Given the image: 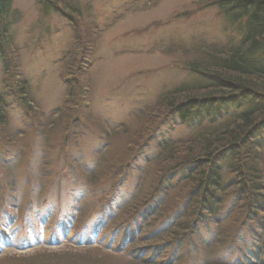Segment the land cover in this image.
Here are the masks:
<instances>
[{"label": "rangeland", "instance_id": "obj_1", "mask_svg": "<svg viewBox=\"0 0 264 264\" xmlns=\"http://www.w3.org/2000/svg\"><path fill=\"white\" fill-rule=\"evenodd\" d=\"M221 1L12 0L0 23V264H136L108 248L106 235L150 201L172 163L169 149L150 160L162 141L180 139L182 158L201 147L202 134L155 108L163 94L207 82L189 59L245 37L246 18L235 19L238 10ZM26 80L29 94L21 95ZM250 103L227 101L222 109L229 117ZM261 155L264 172V149ZM135 192L143 201L133 205ZM244 201L219 226L220 242L193 244L179 263L238 261L239 250L225 245L252 228H240ZM231 211L228 200L220 213ZM242 243L251 240L236 248Z\"/></svg>", "mask_w": 264, "mask_h": 264}, {"label": "trees", "instance_id": "obj_2", "mask_svg": "<svg viewBox=\"0 0 264 264\" xmlns=\"http://www.w3.org/2000/svg\"><path fill=\"white\" fill-rule=\"evenodd\" d=\"M11 2L0 0L2 25ZM220 3L238 10L235 19L246 18L245 37L229 48L209 47L203 49L201 56L189 59L187 65L207 82L195 87L181 85L163 94L155 108L156 113L167 111L173 120L182 121L202 134L203 139L198 143L202 148L198 146L193 154L182 158L179 157L182 150H176L180 139L162 141L161 154L150 160H160L169 149L172 163L164 170L157 188L148 198L150 201L136 205L133 213L127 209L125 224L118 223L110 234L106 235L101 229L108 248L125 251L136 264H180L179 260L186 250L190 252L193 244L200 243L204 249L214 246L221 241L219 226L243 200L247 201H244L247 221L240 228H252L246 234L236 232L225 245L239 250V260L210 263L264 264V233L253 224L264 225V172L260 163L264 149V0H223ZM1 30L0 25V34ZM4 46L0 36V53ZM0 56L3 58V53ZM19 89L21 95L29 94L27 80L20 83ZM4 96L0 92V121L6 120ZM244 100L251 103L240 112L225 116L224 103ZM176 179L180 185L186 183L187 186L173 196L170 193L180 188ZM168 183L167 197L170 195L171 201L166 205L165 185ZM228 200L232 211L223 216L220 208ZM141 201L142 195L137 192L129 200L133 205ZM146 204L150 205L148 212ZM151 214H158L151 219L152 227L148 219ZM211 225L216 230L207 239L200 237L201 231ZM86 234L87 239L91 238ZM78 236L89 244L83 233ZM239 240H251V243L247 248L243 243L236 248Z\"/></svg>", "mask_w": 264, "mask_h": 264}]
</instances>
